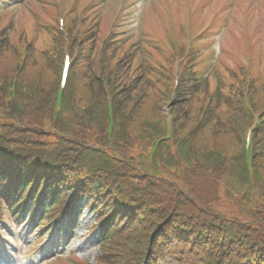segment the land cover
I'll use <instances>...</instances> for the list:
<instances>
[{
    "label": "trees",
    "instance_id": "obj_1",
    "mask_svg": "<svg viewBox=\"0 0 264 264\" xmlns=\"http://www.w3.org/2000/svg\"><path fill=\"white\" fill-rule=\"evenodd\" d=\"M2 20L0 214L25 186L49 185L52 171L56 210L79 186L76 196L90 197L99 213L98 264H264V73L253 77L245 45L229 39L235 57L208 76L195 48L170 104L186 40L164 33L154 14L147 39L115 31L98 66L101 21L85 20L84 38H71L75 61L59 105L62 34L43 35L44 51L25 30L12 41ZM167 103L173 124L164 141ZM254 115L261 124L248 166Z\"/></svg>",
    "mask_w": 264,
    "mask_h": 264
},
{
    "label": "rangeland",
    "instance_id": "obj_2",
    "mask_svg": "<svg viewBox=\"0 0 264 264\" xmlns=\"http://www.w3.org/2000/svg\"><path fill=\"white\" fill-rule=\"evenodd\" d=\"M146 0H138L137 3ZM53 11L52 8L49 9ZM258 29V28H257ZM230 33L227 32L226 60L232 57L230 46ZM244 36L249 39L247 46H251L250 35L248 29H244ZM232 42H238V39L231 37ZM259 51L261 60L264 58V29H258ZM96 215L90 213L86 206V201L78 204L75 213L64 220L63 226L60 230H55L49 234V230H39L36 222L33 219L25 220L22 223H14L12 225L13 231L10 232L7 226L2 225L0 231L3 234L4 252L0 257V264H46L52 258L63 255L67 256L75 254L79 259L95 264L96 258L101 255L100 241L98 237V230H94L96 225ZM61 240H58V239ZM0 242V245L2 244ZM49 242H51L49 244ZM41 244V245H40ZM48 244V245H46ZM2 248V246H0ZM55 252V253H53ZM30 254V256H27ZM25 257V261H23Z\"/></svg>",
    "mask_w": 264,
    "mask_h": 264
}]
</instances>
